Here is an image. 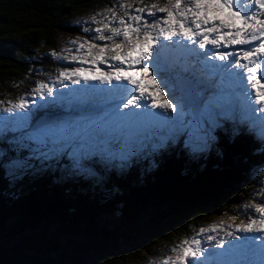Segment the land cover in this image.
<instances>
[{
  "label": "trees",
  "instance_id": "obj_1",
  "mask_svg": "<svg viewBox=\"0 0 264 264\" xmlns=\"http://www.w3.org/2000/svg\"><path fill=\"white\" fill-rule=\"evenodd\" d=\"M109 2L0 0V88L17 93L25 75L41 66L58 72L59 62L45 46L56 49L58 33L77 31L71 18ZM227 129L216 131L210 151L180 140L152 157L116 160L113 170L92 163L97 180L71 172V163L80 162L61 147L56 163L34 161L37 173L20 179L0 165V264H131L233 212L252 199L264 170V139ZM28 146L15 135L6 148L19 154ZM33 148L28 155L34 159L39 149Z\"/></svg>",
  "mask_w": 264,
  "mask_h": 264
},
{
  "label": "snow or ice",
  "instance_id": "obj_2",
  "mask_svg": "<svg viewBox=\"0 0 264 264\" xmlns=\"http://www.w3.org/2000/svg\"><path fill=\"white\" fill-rule=\"evenodd\" d=\"M137 2L117 0L113 6L95 13L91 20L99 26L84 31H94L98 35L91 40L78 38L70 41L77 48L75 53L70 48L63 50L69 53L67 56L56 50L51 52L56 59L87 66L61 68L54 79L37 81L32 93L40 98L54 97L58 84L68 87L65 81L73 85L99 82L108 86L104 91L116 94L119 99L111 110V118L118 126L147 128L178 121L180 126L191 128L193 132H203L200 139H204L210 135L203 119L207 110L200 114V118L194 117L185 125L184 103L175 96L165 99L167 83L162 77L158 79L167 42L183 41L198 46L188 49L192 54L210 48L213 55L205 54V62L231 61L230 66L205 64L209 77L219 74L222 80L227 78L230 84L242 89L239 96L251 104L260 105V111H264V0H166L162 7L158 3L133 7ZM158 13L164 15L158 16ZM98 16L101 19H97ZM221 48H235V51H221ZM4 103L0 101V105ZM7 103L9 106L0 110L25 113L36 104V100L21 96L16 102ZM122 109L130 110L125 112ZM72 126H46L38 133L42 142L46 139L55 144ZM244 208L252 210L246 224L213 223L199 229L201 234L223 229L225 238H220L216 244L220 251L208 252L201 246V240L193 237L173 247L171 251L176 255L164 258L159 264H219L220 261L225 264H264V203H246ZM227 237L233 240L229 242ZM207 240L216 241L217 237L209 234Z\"/></svg>",
  "mask_w": 264,
  "mask_h": 264
},
{
  "label": "rangeland",
  "instance_id": "obj_3",
  "mask_svg": "<svg viewBox=\"0 0 264 264\" xmlns=\"http://www.w3.org/2000/svg\"><path fill=\"white\" fill-rule=\"evenodd\" d=\"M147 1L145 5H151L152 3H158L159 6H165L166 0H153L152 3ZM117 3V0H111L105 5L97 6L88 10L83 14L74 16L69 20L70 26L76 27L75 32H64L58 33L56 38V49L45 46L47 50H56L63 52V55H69L68 52L63 51L65 49H72L73 53L76 52L77 45L71 44L70 41L80 39L91 40L93 36L98 35L94 31L86 32L85 28L95 29L99 25L95 24L91 17L98 12L104 11L106 8L113 6ZM139 3V1L137 2ZM135 5V4H134ZM133 5V7H134ZM144 6V5H143ZM105 15H108L105 12ZM159 15H164L158 13ZM101 19V17H97ZM180 40V38H175ZM99 42V41H94ZM170 45V46H169ZM188 46V48H186ZM198 46L192 44H185L183 41L176 43L175 41H168L167 47L164 50L161 58V70L168 68H176L175 73L184 75L188 72L184 78H187L194 86L207 85L213 87L212 90L198 91L194 90V94L189 91L192 88V84L186 82V86L183 88L181 84H178L180 92L185 93L187 96L188 107H184L186 115L183 117L184 124L193 121L195 118H200V114L206 111L204 115V127L210 135L204 139L200 137L204 136L203 132H193L191 128L182 127L179 122H169L163 125L157 124L149 126L147 128H136V127H120L118 123L111 118V110L114 105L112 102H108L107 98L100 97L99 94L94 92L95 88L100 91H104L106 85H102L99 82H95L94 87L85 85L83 82L80 85H73L70 81L64 83L68 87L59 86L55 92V96H46L40 98L32 93V89L36 86V82L40 80H52L58 72L55 70H46L45 67L34 68L28 74L25 75L21 81V87H19L17 93L11 92L6 86L0 88V101H4L3 105H0V109L8 107V101L16 102L21 96H26L29 99H35L36 104L30 106V110L25 113H6L0 110V139L4 143L0 146V165L5 168L7 175L13 176L14 178L20 179L25 174L37 173L36 163L41 164L45 162L56 163V149L60 145V141L64 142L62 148H66L68 153L72 155L73 162L77 159L80 163L75 164V167L71 172L76 175H88L94 180H97V171L92 163L99 162L104 163L110 170L115 169L116 160L124 162H133L139 158L152 157L156 154H161L165 151H169L171 146L179 145L180 140H183V145L189 148H195L200 150L199 152L210 151L216 140V131L219 129L230 130L231 133L236 135L241 132L248 131L252 135L257 136L259 139H264V111H260L261 106L251 104L247 102L243 96H239L241 88L226 86L222 78L218 75L209 77L208 69L205 67L204 55H213V52L209 49L199 50L195 54L191 53V59H186L185 55L183 58L178 59L182 56L183 49L197 48ZM42 48V46H41ZM222 49V48H221ZM227 50V49H226ZM186 55L190 53L188 50L185 51ZM194 55V56H193ZM55 58V57H53ZM56 59V58H55ZM59 67H78L87 66L80 65L78 62L70 60H60ZM105 70H108L107 66H103ZM59 70V69H58ZM198 72V77L196 73ZM194 74V75H193ZM167 88L165 92L168 94L174 88L172 80H166ZM15 82V81H14ZM13 82V83H14ZM19 82V81H18ZM26 83V85L24 84ZM8 84H11L9 82ZM24 84V85H23ZM90 87V88H89ZM22 90V92H20ZM82 90L93 91L90 95H87ZM115 95L114 93H111ZM177 99L182 98L176 96ZM172 99V98H170ZM201 111L198 116L194 115L193 108L196 104H200ZM175 102V101H173ZM184 103V101L182 100ZM149 103H151L149 101ZM190 103V104H189ZM185 105V104H184ZM199 105H197V108ZM42 110V111H41ZM60 110V112H59ZM130 109H122V111H129ZM36 111L41 113L37 119L35 118ZM152 111L161 112L162 109H152ZM59 112L58 114H51L47 120L48 113ZM176 115V114H172ZM95 121V123H91ZM70 124L73 125L69 128L68 132L63 135V138L55 144L51 142L48 148L47 140H41L38 130L43 129L46 126ZM100 125V127H97ZM19 136L23 143H28L27 149L21 151V153L10 152L6 147L10 146L12 137ZM6 138L7 141H4ZM8 142V143H7ZM42 143L47 147L46 151L40 150ZM21 147L24 145L20 143ZM69 147V149L67 148ZM33 147L38 148L39 154H34V159L29 152L36 151ZM202 150V151H201ZM46 157V159H44ZM38 160V161H37ZM117 167V166H116ZM90 170L89 172H87ZM252 199H246L242 202L239 207L234 208L233 212H227L224 216L215 217L209 221H204L199 225L193 227L192 232L189 235L174 237L168 244H165L163 250H155L152 252L144 253V257L139 262H133L131 264H150V262H159L168 256H175L176 253L171 251L175 246H178L185 239H196L201 240V246L208 252H218L219 248L216 244L220 238H225L223 229L219 232L201 234L199 229L201 227H209L211 224H246L249 222L248 217L252 215V210H245L244 205L247 204H259L264 203V170H262L257 177L256 184L251 191ZM232 217H236L235 220ZM232 229L229 228V231ZM214 235L217 237L216 241L209 242L207 235ZM248 235V234H247ZM252 235V234H250ZM227 240L232 241V237H227ZM219 264H225V261H220Z\"/></svg>",
  "mask_w": 264,
  "mask_h": 264
},
{
  "label": "bare ground",
  "instance_id": "obj_4",
  "mask_svg": "<svg viewBox=\"0 0 264 264\" xmlns=\"http://www.w3.org/2000/svg\"><path fill=\"white\" fill-rule=\"evenodd\" d=\"M169 46H170V45H169ZM220 50H221V51H224V50H226V49L222 48V49H220ZM227 50L235 51V48H230V49H227ZM221 63H224L225 65L230 66L231 61L221 62V61H219L218 59H216V60L206 61V62L203 63V64H207V65H216V64H221ZM234 71H237V70L234 69ZM220 76H221V75H220ZM224 79L226 80V82H225L226 86H230V87H233V88L235 89L234 86H236V85H234V84H230L229 81L227 80V78H224ZM181 86H182V85H181ZM182 87H184V86H182ZM236 88L240 89V87H237V86H236ZM82 91H84L87 95H90V93H92V91H90V90H89V91H88V90H82ZM136 111H139V110H136ZM228 241H229V239H228ZM229 242H231V241H229Z\"/></svg>",
  "mask_w": 264,
  "mask_h": 264
},
{
  "label": "water",
  "instance_id": "obj_5",
  "mask_svg": "<svg viewBox=\"0 0 264 264\" xmlns=\"http://www.w3.org/2000/svg\"><path fill=\"white\" fill-rule=\"evenodd\" d=\"M197 112L199 113V109H197V110H196V112H195L196 116L198 115V113H197Z\"/></svg>",
  "mask_w": 264,
  "mask_h": 264
}]
</instances>
